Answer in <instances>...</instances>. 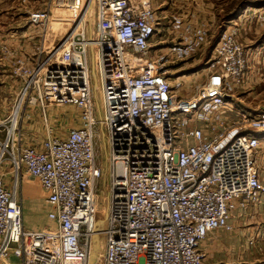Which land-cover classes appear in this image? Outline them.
Wrapping results in <instances>:
<instances>
[{"label": "built area", "instance_id": "1", "mask_svg": "<svg viewBox=\"0 0 264 264\" xmlns=\"http://www.w3.org/2000/svg\"><path fill=\"white\" fill-rule=\"evenodd\" d=\"M88 1L60 0L79 12L80 28L56 53L37 64L13 61L23 86L0 122V168L9 156L16 181L23 173L37 180L53 224L26 228L17 189L10 190L0 172V264H90L98 236L106 238L103 264H208L202 248L208 235L231 231L235 212L264 191V115L225 116L227 97L248 76L250 48L237 28L226 30L199 93L182 97V83L174 87L165 66L203 48L209 30L177 19L181 34L169 48L170 60L151 56L160 24L153 0H93L91 27ZM49 18L37 11L30 22L45 25ZM25 102L41 107L47 136L40 145L24 142ZM49 104L79 107L81 126L65 138L52 135ZM99 127L107 169L98 162ZM106 177L107 225L98 229L97 190Z\"/></svg>", "mask_w": 264, "mask_h": 264}, {"label": "rangeland", "instance_id": "2", "mask_svg": "<svg viewBox=\"0 0 264 264\" xmlns=\"http://www.w3.org/2000/svg\"><path fill=\"white\" fill-rule=\"evenodd\" d=\"M90 1L87 2L88 9ZM153 5L159 16L160 24L158 25V33L152 41L151 56L168 55L170 60L169 48L173 46L181 34V30L176 27L177 19H181L182 25H189L195 29L206 27L209 30L210 40L203 48L186 59H171L165 66L173 86L176 87L178 82L182 83L181 87H176L177 93L182 97H190L199 93L207 78L208 61L213 56V50L223 33L232 26L239 30L240 39L248 48L251 49L253 45L264 43V31L258 34L253 29L244 34L248 26H254L255 22H259L258 19L264 21L262 19L264 10L258 9V6H263L262 9H264V0H153ZM249 7H253V9L250 8L245 14V10ZM92 8L94 11L90 13L89 27L94 25L96 21L97 6L93 4ZM37 11L49 13L50 18L45 25H36L30 22L31 14ZM251 11L257 12L251 14L254 13ZM239 14H245L249 17L243 16L244 19L241 18L243 20H237ZM78 22L79 12L73 11L70 7H63L60 0H0V103L8 94L1 72V68L4 67L1 64L4 56L14 55L15 58L22 57L32 64H37L56 53L58 44L71 34L70 31L77 26ZM16 35H20L19 39L22 40L18 44L14 43ZM14 38L15 40L12 41ZM7 40L12 42L8 44ZM11 45H16V49L11 48ZM262 59H264V55L260 56V60ZM248 61H250L248 62L250 74L246 81L235 85V89L227 97L230 110L225 116L231 121L241 120L244 115L249 117L264 115V67L261 69V74L258 75L256 73L258 69L253 71L255 68H252L254 62L251 54ZM261 63L263 64L262 61ZM94 73L92 70L97 94L96 110L100 119L99 109L102 107V98L99 88H97L98 83ZM21 81L23 86V80L21 79ZM21 89L18 91L19 94H16L17 98L20 96ZM15 102L11 104L13 105L12 109H14ZM25 107L35 113L37 121L42 120L47 131L40 105L25 102ZM47 113L52 135L57 137L65 138L70 129L77 128L82 124V111L73 104H49ZM3 119L5 117H0V122ZM99 129L102 133L103 145L99 142L98 162H102L107 169L106 137L103 135L102 128L99 127ZM4 134V132H0V140L4 139ZM24 135L26 139L25 132ZM263 140L264 138H262ZM2 148L0 145V154L3 151ZM9 159V156L3 159L0 172H8L6 175L9 178L10 187L13 186L17 189L18 199L23 205L25 226L38 230L52 227L47 217L51 207L46 202L44 191L35 178L26 174H20L19 180L16 181L12 171L13 166ZM261 160V177L264 185V155L260 154V163ZM98 186L97 204L100 215L97 228L104 229L105 209L108 201L107 177ZM240 208L242 212L236 211L232 220L233 229L228 231L236 233H234V247L237 251L242 250L246 255L249 254L252 260L249 264L264 263V191L256 200H251L246 206ZM238 213L239 216H237ZM239 217H241V221L236 224ZM100 240L101 237L98 236V241ZM202 248L206 252L203 245ZM103 253L104 248L101 255ZM207 263L212 264L209 260ZM96 264H102L101 260Z\"/></svg>", "mask_w": 264, "mask_h": 264}, {"label": "crops", "instance_id": "3", "mask_svg": "<svg viewBox=\"0 0 264 264\" xmlns=\"http://www.w3.org/2000/svg\"><path fill=\"white\" fill-rule=\"evenodd\" d=\"M258 7H259L258 8L259 10H264L262 9L263 6H258ZM250 8L253 9V7L247 8L245 10V14L248 10H250ZM251 12H254L251 14H255L257 11H251ZM245 14H239L237 20H243L244 19L243 16H245V18L246 16L249 17L248 15H245ZM262 19H264V17ZM258 21L259 22H255L254 26L253 25L248 26L244 34L251 32L253 29H255V31H257L258 34L259 33L261 34V32L264 31V21L261 19H258ZM15 38L12 40V41L15 40L14 43L18 44L19 41H22L21 39H19L20 35H16ZM7 41H8V44L12 42L11 40H7ZM10 47L13 49H16V45H11ZM250 51H251V58L253 59V62H254L253 63L254 66L252 68H255L253 69V71L258 69L256 73L259 75L261 74V69L264 67V59L260 60V56L264 55V43H260L259 45H256V46L253 45ZM15 57L16 56L14 55H8V56L6 55L3 58L5 60L2 59V62H1L2 66H4L1 68L2 80L6 84L5 88L8 90V94H6V96L2 99V102L0 103V117L6 118L11 113V109L13 107V105L11 104L16 101L17 99L16 94L17 95L19 94L18 91L22 87L21 79L18 76H16L13 72L12 64H13ZM261 61L263 62V64L261 63ZM246 72L248 75L250 74V71L248 70V66H247ZM39 121L36 120V115L35 113H33V111H30L29 109L25 108L23 118L21 120V128L26 134V139L24 142H26L27 144L40 145L41 142L46 138L47 136L46 127H44L42 120L40 122ZM2 173L4 174L3 177H4L5 183L7 184V187L10 190H13L14 187L13 186L10 187L9 178L6 175V173L8 172L3 171ZM248 208L249 206L247 207V210ZM240 209L241 208H239L237 212ZM240 212H242V210H240ZM237 216H239V213ZM240 218L241 217L237 219L236 224H238L241 221ZM51 224L53 223L51 222ZM26 228L30 230H38L35 228H29L27 226ZM234 233H230L226 230L219 229L208 235L207 239L203 243V246L205 248L206 255H207V261L209 260V262H212V264H249L252 261L250 259L249 254L246 255L244 252H242V250L237 251L236 247H234L235 246L234 245L235 234H236ZM12 260L13 261L16 260L15 257H12L11 261ZM259 264H264V263L261 262Z\"/></svg>", "mask_w": 264, "mask_h": 264}, {"label": "bare ground", "instance_id": "4", "mask_svg": "<svg viewBox=\"0 0 264 264\" xmlns=\"http://www.w3.org/2000/svg\"><path fill=\"white\" fill-rule=\"evenodd\" d=\"M92 6H93V0H91L90 1V6H89V12H91L92 11ZM79 24H80V22H79ZM76 28H80L79 27V25L78 26H76L75 28H73L71 31H70V33L74 30V29H76ZM95 74V73H94ZM96 75V74H95ZM2 150L4 151V147L2 148ZM2 151V152H3ZM107 174H108V172H107ZM106 225H107V219H106V217L104 218V227L106 228ZM104 228V229H105ZM103 247V238L101 237V240L100 241H98V243H97V249H94L93 250V255H92V259H91V262H90V264H96L97 262H99L100 260H101V263L103 264V259H104V254H105V247H106V240H105V246H104V253H103V255H101V251H102V248ZM102 256V257H101ZM101 258V259H100Z\"/></svg>", "mask_w": 264, "mask_h": 264}, {"label": "water", "instance_id": "5", "mask_svg": "<svg viewBox=\"0 0 264 264\" xmlns=\"http://www.w3.org/2000/svg\"><path fill=\"white\" fill-rule=\"evenodd\" d=\"M102 238H103V247H102V248H104L106 238H105V236L102 237ZM97 243H98V237H95L94 240H93V246H92V249H91L90 262H91V259H92L93 250H94V249H97Z\"/></svg>", "mask_w": 264, "mask_h": 264}]
</instances>
